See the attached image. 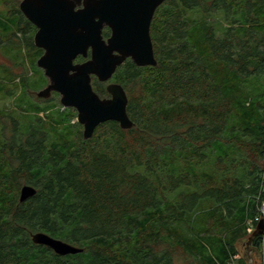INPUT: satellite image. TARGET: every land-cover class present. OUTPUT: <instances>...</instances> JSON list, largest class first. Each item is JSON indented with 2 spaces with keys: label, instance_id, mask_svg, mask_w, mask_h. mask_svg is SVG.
<instances>
[{
  "label": "trees",
  "instance_id": "1",
  "mask_svg": "<svg viewBox=\"0 0 264 264\" xmlns=\"http://www.w3.org/2000/svg\"><path fill=\"white\" fill-rule=\"evenodd\" d=\"M4 1L0 48L30 74L16 94L0 84L14 101L0 110V264H228L264 201V0H165L156 66L126 60L111 78L133 127L107 121L87 140L73 108L28 94L47 84L42 50ZM106 85L92 77L101 98ZM24 185L36 192L20 202ZM37 232L82 251L57 255Z\"/></svg>",
  "mask_w": 264,
  "mask_h": 264
},
{
  "label": "water",
  "instance_id": "2",
  "mask_svg": "<svg viewBox=\"0 0 264 264\" xmlns=\"http://www.w3.org/2000/svg\"><path fill=\"white\" fill-rule=\"evenodd\" d=\"M165 0H21L18 9L35 28L33 45L42 50L36 66L47 84L36 92L40 98L59 96L63 108L76 111L82 137H92L95 129L115 121L121 129L133 127L126 111L124 88L111 82L116 69L126 60L138 67L156 66L150 25L157 8ZM107 28L109 34L103 36ZM77 57L83 61L76 62ZM92 77L107 83L108 97L101 98L92 87ZM32 186L19 190V201L35 194ZM256 237L246 258L254 264L252 253L264 260V217L250 235ZM34 244L49 247L55 254L74 255L81 248L42 232L32 234Z\"/></svg>",
  "mask_w": 264,
  "mask_h": 264
},
{
  "label": "rangeland",
  "instance_id": "3",
  "mask_svg": "<svg viewBox=\"0 0 264 264\" xmlns=\"http://www.w3.org/2000/svg\"><path fill=\"white\" fill-rule=\"evenodd\" d=\"M15 1H17L19 3L21 0H15ZM10 5H11V3H9V2L5 3L4 0H0V11L1 12L7 11L10 8ZM0 39H2L1 35H0ZM5 68L9 70V73H7ZM3 72H5V73H3ZM28 74H30V72H29V65H28L27 59L26 60L24 59V66L23 67L22 66H14V64H12L9 61L8 57L3 54V51L0 48V84H3V86L7 87L8 90H11L14 94H16V92H17L16 86H17L18 81H19L18 78L21 76H28ZM1 93H3V92H0V94ZM28 94L31 96V98L36 100L37 97H36L35 93L28 92ZM2 96H4V97H0V110H4L5 112H7V114H10L11 110L13 109V104H12V103H14L13 96H8L6 93L5 94L3 93ZM49 97H50V100H53V102L59 103V96L58 95H50ZM37 100H38V98H37ZM38 101L42 102V100H38ZM75 121H76V118L74 119V122ZM1 122H2V124H0V129H2L3 136L8 138L10 136V132H11L9 121L5 117L2 119ZM263 211H264V209H263ZM261 212H262V209H261ZM259 213H260V208H259ZM262 218H263V216L260 217L259 221ZM247 227H246V234L242 237V241L244 239H246L249 235L252 234L255 226L251 227V226L247 225ZM238 244H239V242H237L236 245L239 247V249L242 250V246L238 245ZM185 262H188V259L186 260L181 254H178L175 257V264H186ZM257 264H260V263L258 262Z\"/></svg>",
  "mask_w": 264,
  "mask_h": 264
},
{
  "label": "crops",
  "instance_id": "4",
  "mask_svg": "<svg viewBox=\"0 0 264 264\" xmlns=\"http://www.w3.org/2000/svg\"><path fill=\"white\" fill-rule=\"evenodd\" d=\"M258 223V222H257ZM256 223V224H257ZM247 226V225H246ZM254 226H256V225H254ZM248 228V227H247ZM245 240V239H244ZM243 240V241H244ZM237 242H239V244L238 245H241V243H242V238L241 239H238V241ZM237 242H236V244H237ZM236 250H237V253L234 255V256H232L231 257V259L228 261V264H236L237 262H238V260L239 259H241V260H243V263L244 264H249V261H248V258H244L243 257V255H245V249H243L242 248V250L241 249H239V247L236 245ZM246 256V255H245ZM252 260H253V262H254V264L256 263H258L259 262V258L254 254V253H252Z\"/></svg>",
  "mask_w": 264,
  "mask_h": 264
},
{
  "label": "flooded vegetation",
  "instance_id": "5",
  "mask_svg": "<svg viewBox=\"0 0 264 264\" xmlns=\"http://www.w3.org/2000/svg\"><path fill=\"white\" fill-rule=\"evenodd\" d=\"M32 25V24H31ZM33 26V25H32ZM34 27V26H33ZM35 28V27H34ZM35 30H36V28H35ZM78 58V57H77ZM82 61H83V59H82ZM76 62H80V61H77V59H76ZM249 238H250V235L244 240V241H242V243H241V246H242V248L243 249H245V254H247V251H248V249H249V247L250 246H252V244H253V242L256 240V237H252L251 239H252V242H250L249 243ZM253 253L256 255V253H255V251H253ZM257 257H258V255H256ZM243 257L245 258V255H243ZM259 258V257H258ZM259 263L260 264H264V260L263 261H261V259L259 258Z\"/></svg>",
  "mask_w": 264,
  "mask_h": 264
},
{
  "label": "built area",
  "instance_id": "6",
  "mask_svg": "<svg viewBox=\"0 0 264 264\" xmlns=\"http://www.w3.org/2000/svg\"><path fill=\"white\" fill-rule=\"evenodd\" d=\"M261 209H262V212H261ZM263 209H264V201L261 202L260 213L255 217V219H254L255 222H258L261 216L264 217V211H263ZM247 225H249L251 227L254 226L253 225V222H251V221H248Z\"/></svg>",
  "mask_w": 264,
  "mask_h": 264
}]
</instances>
